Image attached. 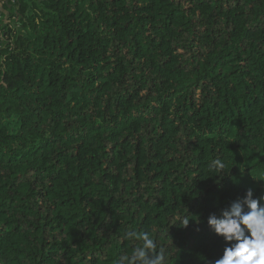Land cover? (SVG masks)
<instances>
[{
	"label": "trees",
	"instance_id": "1",
	"mask_svg": "<svg viewBox=\"0 0 264 264\" xmlns=\"http://www.w3.org/2000/svg\"><path fill=\"white\" fill-rule=\"evenodd\" d=\"M0 14V264H117L129 230L167 264L222 258L209 216L249 189L264 206V0Z\"/></svg>",
	"mask_w": 264,
	"mask_h": 264
},
{
	"label": "clouds",
	"instance_id": "2",
	"mask_svg": "<svg viewBox=\"0 0 264 264\" xmlns=\"http://www.w3.org/2000/svg\"><path fill=\"white\" fill-rule=\"evenodd\" d=\"M209 166L218 171L225 168L220 159L212 160ZM189 222V217L184 216L179 224L186 228ZM208 225L231 245L225 247L222 258L215 264H264V206L260 199L253 198L251 189L243 199L232 202L229 209L223 210L222 218L211 214ZM123 239L135 246L130 254L121 256L117 264H167L166 249L157 248L150 231L129 230L123 234Z\"/></svg>",
	"mask_w": 264,
	"mask_h": 264
},
{
	"label": "built area",
	"instance_id": "3",
	"mask_svg": "<svg viewBox=\"0 0 264 264\" xmlns=\"http://www.w3.org/2000/svg\"><path fill=\"white\" fill-rule=\"evenodd\" d=\"M14 2V0H12ZM3 4V0H0V7L2 6ZM0 20H1V14H0ZM2 39L1 35H0V40Z\"/></svg>",
	"mask_w": 264,
	"mask_h": 264
}]
</instances>
